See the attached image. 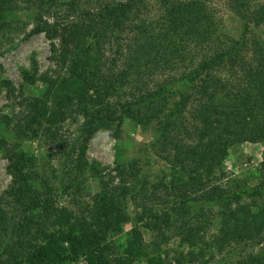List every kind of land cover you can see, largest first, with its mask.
I'll return each instance as SVG.
<instances>
[{"label": "rangeland", "instance_id": "1", "mask_svg": "<svg viewBox=\"0 0 264 264\" xmlns=\"http://www.w3.org/2000/svg\"><path fill=\"white\" fill-rule=\"evenodd\" d=\"M32 2V6L19 2L5 17H11L14 27L0 32V117L7 116L14 125L19 121L14 127L11 123L6 126L0 119V139L5 140L0 144V209L7 212L8 219L14 214L21 222L23 206L10 191L32 173H27L26 166L18 165L16 158L26 156L24 165L29 163L36 172L42 166H59L58 159L47 158V147L59 136L77 135L84 107L97 105L100 98L119 103L120 119L85 139L81 162L75 172L67 175V180L72 179L74 184L69 192H57L56 205L66 210L69 223L74 221L78 225L85 222L83 217L89 219L98 211L103 199L116 198L121 203L124 200L120 207L130 217L114 227L107 239L112 245L111 255L126 259L128 264H155L166 252L169 257L186 252L188 246L181 241L182 229L175 222L187 211L176 207L174 202L173 194L185 189L179 174L176 177L173 173L180 165L175 148L197 141L202 115H206L204 105L209 102L202 88L211 78L226 82V90H218L219 103L212 105L228 114L232 123L239 120L235 115L244 108L249 120L250 114L255 116L257 100L252 98L248 102L244 97L250 87L249 73L258 68L264 71V14L253 19L250 16L245 28L244 19L235 11L242 9L250 14L264 5V0ZM194 3L202 7L200 15L189 11ZM107 9L125 11L120 30H116V15H107ZM45 23L49 34L47 30H37ZM242 34L245 47L240 54L231 63L205 71L188 88L185 107L161 139L163 122L180 98L179 91L184 85L181 78ZM161 85L166 89L164 98L142 106L139 102L142 95ZM32 102L36 107L30 114ZM121 104L127 106L121 108ZM261 105L264 110V102ZM6 143L17 145V151L6 154ZM263 158V143L238 140L227 146L221 162L227 178L205 177L207 186L223 189L233 186L229 181L233 179L256 184L264 179L260 168ZM131 186L137 194L141 191L161 216L151 228L136 219L128 197ZM97 193L100 198L94 197ZM157 196L161 197L153 203L151 199ZM246 205H252L253 212L262 211L264 198L250 201L243 196L227 210L242 211ZM220 214L217 207L204 206L193 220L198 234L212 243L213 254L212 257L205 254L202 259L205 264H212L220 254H226L231 246L242 241L238 233L221 231ZM29 216L37 219L40 212L31 211ZM22 226L29 228L30 223ZM135 227L139 231L136 237ZM239 250L228 264H234L251 248ZM5 259L6 254L1 255L0 264ZM202 260L189 263L188 257H184L179 263L203 264ZM175 263L172 260L171 264ZM64 264L88 263L79 257Z\"/></svg>", "mask_w": 264, "mask_h": 264}, {"label": "trees", "instance_id": "2", "mask_svg": "<svg viewBox=\"0 0 264 264\" xmlns=\"http://www.w3.org/2000/svg\"><path fill=\"white\" fill-rule=\"evenodd\" d=\"M32 1L0 0V32L6 33L8 29L14 27V21L11 17L9 19H5V17L14 11L19 2L32 6L34 4ZM134 1L140 2L142 0ZM192 8L189 11H195L196 15H200L203 11L202 7L198 8L195 3L192 4ZM235 12L244 19V27L247 28L250 16L253 19L264 14V5H260L250 14L245 13L242 9H236ZM112 14L117 17L116 30H120L125 11L123 9L118 11L107 9V15ZM45 25L46 23L37 30H47L49 34V29ZM244 47L245 38L242 34L240 38L232 40L225 48L203 59L181 78L184 85H182V90L179 91L180 98L175 109L170 112L163 122L160 133L161 139L165 135V129L172 124L175 116L180 115L185 107L189 98L188 88L205 71L225 62H233ZM77 61H79V58ZM247 79L250 87L247 88L244 98H246V101L254 98L257 100L256 106L258 105L255 116L250 114V120L244 108L235 115V118H239V120H236V122L234 120V123H232V120L227 116L228 114L212 105L216 102L219 103L217 93L218 90H226V82L211 78L206 81L202 88L203 92H207L209 102L207 101L204 105L206 115H202V126L198 129L197 141L189 145H177L175 148L180 165L175 167L173 173L176 177L179 174L180 183L185 189H180L178 193L173 194L175 196L174 202L176 207L186 208L185 210H187L181 213L175 222L182 229L181 241L187 244L188 250L186 252L180 251L172 257H169L166 252L163 257L158 258L155 264H171L172 260L176 262L175 264H180V259L184 257H188L189 263H192L196 260H202L206 253V256L212 257L211 241L198 234L193 222L195 216L204 206L217 207L221 213L218 222L221 225L220 228L223 226L224 230L221 229V231L224 234H227V232L229 234L232 232L233 234L238 233L242 240L241 244L231 246L225 252L226 254H220V257L212 264H228V260L238 249L243 252L249 247L251 248L250 252L238 258L234 264H264V209L253 212L251 210L252 205H246L241 208L242 211L227 210V207L233 202L239 201L243 196H246L250 201L264 198V179L253 185H249L246 181H237V179L231 181L228 179L234 185L223 189L217 186L208 187L206 183L208 177L214 176L218 180L224 177L225 172L222 169L221 162L228 145L238 140H250L253 142L259 141L263 143L264 147V110L261 105L264 102V71L259 68L255 69L249 73ZM211 86L215 89H210ZM165 90L163 85L152 89L142 95L139 102L144 107L149 106L156 100L164 98ZM236 97L237 94L234 98ZM99 100L100 102L97 105L90 106L92 109L84 107L83 119L79 125L77 135L73 138L59 136L47 147V158L58 159L59 166L56 168L52 165L49 167L42 166L41 171L36 172L31 169L29 163L24 165L26 156L22 154L16 158L17 164L26 166L27 173H32V175L26 179L22 178L21 181H18V186L12 187L10 191L12 197L23 206V214L19 215L22 216L20 217L21 222L14 214L10 215L8 219L7 212L0 209V256L6 254V259L2 264H64L65 262L77 260L79 257L85 259L88 264L129 263L124 258H114L111 255L112 245L107 239L114 227L127 221L130 217L126 210L120 207V204L121 206L124 204V200L121 203L116 198L103 199L98 211L92 213L89 219L83 217L82 220H85V222L78 225L74 221L69 223L70 216L65 212L66 210L56 205L57 192H69L74 184L72 179L67 180V175L75 172L79 162H81L85 149V139L101 128L108 127L114 121L120 119L121 109L119 103L102 101L100 98ZM122 106L126 107L127 105L121 104V108ZM33 107H36L34 102L31 103V111ZM0 119L3 120L2 122L6 126L12 124L11 126L16 127L19 124V121H17L15 126L4 115ZM2 142H5V140L0 139V144ZM6 144L7 146L4 147L6 154L17 151V145ZM30 160L29 158V162ZM260 164V168L264 173V158ZM132 188L134 186H131V191L126 190L132 192L129 193L128 197L135 210L136 219L144 226L151 228L161 216L154 211V205L147 201L141 191L137 194L136 188ZM94 197L100 198V193L95 194ZM160 197L157 196L151 201L154 203ZM37 209L40 216L37 219L31 218L29 213ZM87 220L89 221L87 222ZM24 223H30L29 228L23 227ZM78 226L80 228L77 229ZM133 233L134 237L138 235L139 231L136 227L133 228ZM217 240L219 247H221L218 237ZM202 262L205 264L206 261L202 260Z\"/></svg>", "mask_w": 264, "mask_h": 264}]
</instances>
